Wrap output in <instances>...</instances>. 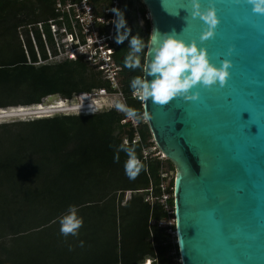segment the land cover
I'll return each instance as SVG.
<instances>
[{"label":"trees","instance_id":"trees-1","mask_svg":"<svg viewBox=\"0 0 264 264\" xmlns=\"http://www.w3.org/2000/svg\"><path fill=\"white\" fill-rule=\"evenodd\" d=\"M100 1L112 3H92ZM52 8V0H0V110H11L0 113L35 111L52 94L74 102L79 93L109 89L101 72L80 59L28 63L27 56L35 62L36 53L18 29L52 17ZM146 29L149 33V20ZM36 38L44 57L38 33ZM127 44L115 43L113 54L121 68L120 90L124 103L143 112L130 87L143 72L120 60ZM36 116L44 117L0 123V264H143L146 259L176 264V238L158 225L174 218L173 178L167 189L173 213H165L159 203L160 171L173 172L174 167L156 156L144 158L143 151L154 146L147 123L133 128L114 107L92 114ZM135 134L139 141L133 143ZM125 141L135 146L145 165L135 180L125 174V152L114 162ZM127 191L131 196L125 201ZM70 205L77 206L83 226L78 236L64 237L59 219Z\"/></svg>","mask_w":264,"mask_h":264},{"label":"water","instance_id":"water-1","mask_svg":"<svg viewBox=\"0 0 264 264\" xmlns=\"http://www.w3.org/2000/svg\"><path fill=\"white\" fill-rule=\"evenodd\" d=\"M141 2L150 30L138 26L137 35L148 48L154 28L175 29L178 39L206 48L215 66L224 59L233 64L227 86L194 89L196 102H143L153 141L174 167L180 263L264 264V16L253 14L247 0H200L202 10L214 5L220 20L214 38L200 43L206 26L191 18L189 0ZM140 58L144 64L147 57ZM63 100L52 94L39 106Z\"/></svg>","mask_w":264,"mask_h":264},{"label":"clouds","instance_id":"clouds-1","mask_svg":"<svg viewBox=\"0 0 264 264\" xmlns=\"http://www.w3.org/2000/svg\"><path fill=\"white\" fill-rule=\"evenodd\" d=\"M189 2L191 18L199 19L206 26L200 35V43L214 38L215 30L220 24L215 6L210 5L202 10L200 0H189ZM247 3L251 6L253 14L264 16V0H247ZM111 11L115 14V19L112 21L116 29L115 43L123 44L126 40L128 41L129 51L124 58V66L131 70L141 69L143 72V76H136L130 82L133 95L139 100L145 103L151 100L159 106H166L177 98H182L185 102H196L200 99V93L193 91L194 89L201 87L211 89L217 85L220 88L227 86L231 76L230 69L233 68L230 59L221 61L219 67L215 66L210 62L206 48L198 47L195 40L186 43L178 39L175 29L160 33L154 28L149 37L154 44L148 48L138 35H131V29L127 26L124 13L118 8H112ZM175 15L178 16L179 12ZM130 36L131 39H129ZM234 50L230 48L228 55L231 56ZM141 53L147 57L143 65L141 64ZM148 77L152 79L149 80ZM110 106L124 113L125 117L134 123L152 119L147 110L139 112L120 100L110 101ZM90 110L93 112L91 106ZM126 145L127 142L116 149L114 162L119 163V152H125L127 155L124 164L125 174L130 180H135L145 165L138 158L135 146ZM59 223L61 235L64 237L78 236L79 229L83 226V218L78 216L77 206L70 205L67 214L59 219Z\"/></svg>","mask_w":264,"mask_h":264},{"label":"built area","instance_id":"built-area-1","mask_svg":"<svg viewBox=\"0 0 264 264\" xmlns=\"http://www.w3.org/2000/svg\"><path fill=\"white\" fill-rule=\"evenodd\" d=\"M52 1V17L45 21L23 25L18 29L22 41H24L27 34L36 53L37 59L35 62H31L27 56L28 63L40 65L57 63L63 60L75 61L80 59L87 63L89 67L101 72L103 79L109 85V89L100 88L91 92L79 93L75 97L74 102H67L64 99L61 102L66 104V106L61 108L62 111L51 113L79 112L80 114H92L100 109L112 108L110 105L107 106L106 103L102 105V102H100L98 108L93 105V102L99 99L105 100V98L108 97H116L117 100L124 102L120 90L121 68L113 58L115 52V26L112 24V21L115 19V14L111 11L112 8L119 7L120 0H112V3L108 6L103 5V1H100V5H94L92 0ZM144 17L149 20L147 12L144 14ZM37 33L42 44L44 57L41 56L40 48L37 44ZM23 48L27 55L25 44ZM133 97L141 101L136 96L133 95ZM141 102L143 103V101ZM90 106L93 112L90 110ZM73 108L77 110L68 111V109ZM21 109L26 111L31 110V108H17L12 110ZM126 121H128L133 128H136L138 125V123H134L128 119H126ZM135 135L136 137L133 143L139 141V137L137 134ZM148 155L156 156L161 161L167 160L155 143L149 150L143 151L144 158ZM160 177L161 182L159 187L161 195L159 197V203L162 205L164 212L171 215L173 210L168 202L170 194L167 193V189L169 188V186H167V181L171 179L172 172H168L166 168H162ZM148 191L151 192V188ZM130 196L131 192L127 191L125 193V201L130 199ZM148 200L151 202L153 201L151 194L148 196ZM174 224V218L169 217L159 222L158 225L160 227H166L167 232L171 234L172 238H175V229H173ZM172 254L175 255V252L173 251ZM174 260L176 264H181L180 257L174 258ZM143 264H151V260L146 259Z\"/></svg>","mask_w":264,"mask_h":264},{"label":"flooded vegetation","instance_id":"flooded-vegetation-1","mask_svg":"<svg viewBox=\"0 0 264 264\" xmlns=\"http://www.w3.org/2000/svg\"><path fill=\"white\" fill-rule=\"evenodd\" d=\"M145 8L141 0H120V9L125 16L127 21V26L131 29V35L136 36L138 33V18H142V9ZM146 10V9H145ZM144 31L147 32L146 25L142 27ZM131 39V36L129 37ZM128 45V44H127ZM125 53L120 55V60L124 61L125 56L127 55L129 49L125 48Z\"/></svg>","mask_w":264,"mask_h":264},{"label":"rangeland","instance_id":"rangeland-1","mask_svg":"<svg viewBox=\"0 0 264 264\" xmlns=\"http://www.w3.org/2000/svg\"><path fill=\"white\" fill-rule=\"evenodd\" d=\"M146 21H147V19L144 17V14L142 15V18H138V24H139V26L140 27H144L145 25H146ZM149 33H147V35H148ZM142 65H143V61H142V63H141ZM113 100H117V98L116 97H114V98H111V97H108V98H105V100H103V99H99L98 101H96V102H93V105L96 107V108H98V105H100V102H102V105H104L105 103L107 104V106L108 105H110V101H113ZM61 103H63V102H61ZM68 104V103H67ZM39 106V105H38ZM62 107V105L61 104H56V105H53V106H51V107H43V106H41L40 107V109H42V108H46V111H54V110H56V109H58V108H61ZM36 108V107H35ZM1 112L2 111H11V110H0ZM71 113H73V114H80L79 112H69V113H51V114H47L46 116H50V115H53V114H71ZM44 117V116H43ZM34 118H40V116L39 117H37V116H29V117H25V118H9V119H2V120H0V123L1 122H11V121H15V120H23V121H27V120H31V119H34Z\"/></svg>","mask_w":264,"mask_h":264},{"label":"bare ground","instance_id":"bare-ground-1","mask_svg":"<svg viewBox=\"0 0 264 264\" xmlns=\"http://www.w3.org/2000/svg\"><path fill=\"white\" fill-rule=\"evenodd\" d=\"M57 105L58 104H61L62 107L66 106V104L64 103H56ZM55 104V105H56ZM41 107V106H40ZM37 109L35 111H23V112H11V113H0V119H7V118H15V117H26V116H36V115H47L51 112H59V111H62L61 108H58L54 111H46V108H42V109ZM77 109L73 108V109H68V111H75Z\"/></svg>","mask_w":264,"mask_h":264}]
</instances>
